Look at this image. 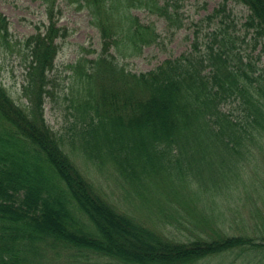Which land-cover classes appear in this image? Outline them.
Here are the masks:
<instances>
[{"label":"trees","instance_id":"16d2710c","mask_svg":"<svg viewBox=\"0 0 264 264\" xmlns=\"http://www.w3.org/2000/svg\"><path fill=\"white\" fill-rule=\"evenodd\" d=\"M237 1L248 9L247 31L264 43V0ZM41 2L45 20L17 41L26 104L0 82V264H50L65 252L71 264H264L262 208L226 229L218 201L236 199L243 165L264 143V70L224 29L195 33L188 51L148 71L127 70L122 59L162 41L133 9L180 28L178 12L157 0H77L100 36L97 55L71 65L79 149L86 163L113 170L128 200L140 199L147 217H139L133 201L121 209L97 188L46 121L68 31L58 0ZM0 37L11 47L2 12Z\"/></svg>","mask_w":264,"mask_h":264},{"label":"rangeland","instance_id":"374dc122","mask_svg":"<svg viewBox=\"0 0 264 264\" xmlns=\"http://www.w3.org/2000/svg\"><path fill=\"white\" fill-rule=\"evenodd\" d=\"M157 1L159 4L170 3L171 10H176L180 19L182 18V26L180 28L170 26L164 18L146 9H133V14L138 16L143 23L155 24L157 30L162 33V41L146 47L140 56L123 57L122 63L127 70L148 71L167 58L176 57L188 51L195 33H198L202 39L207 33L220 29L228 30L234 35L236 50L245 60H252L260 71L264 70V43L261 40L258 41L253 32L247 31L245 21L248 9L237 0ZM58 6L59 24L65 27L68 33L59 40L61 47L53 71L56 79L55 95L46 97L44 105L46 121L54 131L62 135L66 144L64 149L88 174L87 176L98 189L106 193L108 198L121 209L126 205L129 206L128 202L133 201L134 206L130 204L132 214L146 218L145 209L143 210L138 203L140 199L137 198L138 201L129 199V201L125 197L123 187L113 170L109 166L99 169L96 162L86 163V157L79 149L78 130L73 125L78 114L75 105L76 95H74L76 78L71 65L81 57L94 58L100 51V36L87 7L80 6L77 0H58ZM222 8L225 9L220 10ZM0 12L9 21L11 42V47H8L0 37V82L6 86L18 103L26 104V100L22 98V90L27 61L23 60L20 52L22 46L17 41L33 33L36 30V24H41L45 20L44 5L41 0H0ZM174 16H177L175 12ZM72 140H75L73 145ZM253 152L254 155L249 162L243 165L242 181L244 183H241L235 191L236 199L226 201L224 197L218 198L219 204H222L221 208L227 211L228 221L221 224L226 229L230 227V219L235 215L238 219L243 216L249 217L251 210L256 206L264 211V197L260 196V194L264 195V186H262L264 182V143L255 146ZM251 183L258 184L255 190L250 191ZM234 224L235 222L231 227ZM216 260L217 258L211 262ZM69 263L71 264V259L68 258V252L57 257L55 262L50 261V264ZM98 264L108 263L101 259L98 260Z\"/></svg>","mask_w":264,"mask_h":264}]
</instances>
